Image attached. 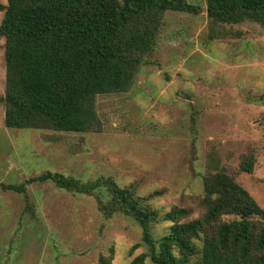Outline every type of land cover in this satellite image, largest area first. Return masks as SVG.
<instances>
[{"label":"rangeland","instance_id":"1","mask_svg":"<svg viewBox=\"0 0 264 264\" xmlns=\"http://www.w3.org/2000/svg\"><path fill=\"white\" fill-rule=\"evenodd\" d=\"M190 1L203 10L165 13L131 89L97 96L100 133L7 128L1 40L0 182L19 184L46 171L82 182L110 177L161 213L190 208L191 220L202 214V177L213 149L264 208V26L213 23L204 0ZM247 154L255 157L251 174L238 171ZM169 225L153 224V236ZM145 252L134 219L119 212L105 219L92 196L50 181L28 185L25 195L0 189V264H96L101 255L129 264Z\"/></svg>","mask_w":264,"mask_h":264},{"label":"trees","instance_id":"2","mask_svg":"<svg viewBox=\"0 0 264 264\" xmlns=\"http://www.w3.org/2000/svg\"><path fill=\"white\" fill-rule=\"evenodd\" d=\"M207 18L218 24L254 22L264 26V0H204ZM190 0H5L0 1L5 88L4 125L10 129L100 133L99 95L128 92L145 57L157 45L166 12L197 15ZM255 157L242 155L238 171L253 173ZM202 214L189 220L188 207L161 213L132 187L110 177L91 182L46 171L0 189L26 194L33 183L96 199L105 219L119 212L134 219L146 252L129 264H264V208L220 163L206 156ZM105 189L107 201L100 198ZM155 192L149 197L158 195ZM169 222L155 238L151 226ZM139 245L132 246L131 251ZM96 264H111L104 255Z\"/></svg>","mask_w":264,"mask_h":264},{"label":"water","instance_id":"3","mask_svg":"<svg viewBox=\"0 0 264 264\" xmlns=\"http://www.w3.org/2000/svg\"><path fill=\"white\" fill-rule=\"evenodd\" d=\"M260 124H261L262 126H264V112L262 113V117H261Z\"/></svg>","mask_w":264,"mask_h":264}]
</instances>
